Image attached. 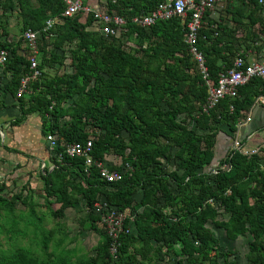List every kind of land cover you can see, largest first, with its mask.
<instances>
[{
	"label": "trees",
	"instance_id": "obj_1",
	"mask_svg": "<svg viewBox=\"0 0 264 264\" xmlns=\"http://www.w3.org/2000/svg\"><path fill=\"white\" fill-rule=\"evenodd\" d=\"M161 1L105 0L106 11L124 19L121 32L125 30L126 35L136 37V45L142 51V56L137 57L132 54L133 49H124L121 33L104 38L97 30L88 31L93 23L91 16L83 22L80 15L61 18L62 0H36V7L28 0H18L21 31L30 29L40 34L41 46L36 44L34 55L40 75L30 80L27 92L17 98L21 79L31 73L32 52L29 57L26 51L18 55L15 47L0 41V47L10 53L3 67L10 80L1 94L8 92L19 101L21 116L15 123L27 114L36 113L41 120L42 136L55 137L54 152L61 155L62 162H56L53 157L56 167L50 173L45 171L40 178L47 204L54 198L59 207L52 212L56 219L54 226L47 230L42 226L47 216L37 215V204L25 189L15 193L0 185V234L4 232L3 226H7L10 241L7 249L0 248V264H73L75 249L62 247L69 234L64 232L60 220L67 209L79 202L77 198L83 200L87 212L83 230L100 236L102 241L93 249L92 256H83L74 264H147L158 251L169 254L175 247H179V256L187 264L204 261L236 264L229 260L232 253L220 252L217 239L205 228L208 221L223 228L231 239L249 235L252 241L247 264H264V169H259V155L264 152L248 157L232 150L222 160L226 167L221 168L220 161L214 168L215 176L210 170L202 172L214 158L213 140L220 132L219 125L229 124L234 130L233 123L242 117L241 111L249 110L254 98L263 93V83L254 78L238 90L235 99H225L207 114L203 113L207 85L183 43L184 21L179 18L159 21L148 30L132 21L140 14L151 13ZM237 1L249 24L240 22L242 12L235 9L231 12V21L238 25L234 33L239 31L243 36L258 23L259 30L250 33L255 39L264 37V24L259 17L263 8L259 1L264 0ZM8 7H13L12 0H0V9ZM208 13L202 18L206 24L198 32L197 45L205 59L207 81L215 85L219 74L230 68L236 57L243 56L239 46L241 36L231 38L227 26L207 19ZM53 18L61 22L44 32L46 22ZM56 39L74 44L70 50L71 72L48 78L45 69L62 61L61 56L47 50ZM181 115L193 121L194 129L202 137L177 122ZM88 128H96L97 132L92 129L88 132ZM123 132L127 140L122 137ZM263 140L264 136L256 145ZM87 141H92V159L100 162L112 154L122 160L127 170L121 181L101 182L94 165L86 167L83 158L71 159L65 154L67 145ZM239 144L241 149H248ZM162 160L166 163L176 160V167L182 173L164 172ZM114 170H118L116 165ZM71 172L79 182L69 178ZM170 181L176 188L174 192L167 189ZM138 191L141 198L136 201L134 196ZM100 197L123 210L127 226L135 229L119 240L114 257L109 251L111 241L92 211ZM211 199L219 201L218 205L208 204ZM16 204L24 206L27 213L21 212L16 218ZM134 215L133 222H129ZM219 215L228 218L219 221ZM30 234L34 238L30 244L35 249L15 246L17 238H28ZM37 251H41L40 256L36 255Z\"/></svg>",
	"mask_w": 264,
	"mask_h": 264
},
{
	"label": "crops",
	"instance_id": "obj_2",
	"mask_svg": "<svg viewBox=\"0 0 264 264\" xmlns=\"http://www.w3.org/2000/svg\"><path fill=\"white\" fill-rule=\"evenodd\" d=\"M2 1L3 0H1V2ZM28 1L33 7H36V0ZM96 1L97 0H89L87 2L89 4L93 3L94 5ZM233 1L237 0H225L223 4L215 7L213 11L208 13L207 19L213 23L226 25L228 28L227 30H230L228 33L231 38L233 36H241L238 38L241 40L239 46L243 58L249 61L264 62V42L260 48L253 43L254 36H252V33H249L250 31H254L253 28L246 30L243 36L239 31L238 33H234L237 25L231 21V12L234 11L237 6H234L232 3ZM12 5L13 7H8L5 10L3 8L0 9V24L5 28V33H3V29H0V41L9 43L12 47L17 49L18 55H23L24 51H26V47L29 46L23 41L22 36L19 38L14 37L16 32H20L21 34L20 30L22 27L18 0H12ZM260 15L264 24V4ZM51 20L54 21L55 24L59 23L56 18ZM241 21L248 22L246 18L241 19ZM203 24H206L205 20ZM256 27L257 26H255V28ZM260 38L264 40V37L261 36ZM54 67H57V65ZM46 70L52 69L46 68L44 71L45 73ZM9 80V73H4L3 68L0 69V185L7 187L9 192L19 193L25 189L27 191V196H40V198L43 199V207L47 210L48 206L43 194V185L40 176L43 175L45 171L49 173L53 171V156L48 150L46 138L41 134V120L36 113L27 114L23 117L21 122L15 123V120L21 116L19 101L8 92L4 96L1 94L4 84ZM241 115L242 117L233 123L234 130L230 129L229 124L219 125L220 132L213 140L214 158L209 166L203 168L202 172H207L211 168L217 166V164L223 160L224 156L229 151H232L235 140L238 141V143H243L245 147H248L247 150L258 146L256 144L262 140L264 136V104L258 103L255 99L249 110L241 111ZM259 156V169L261 170L264 169V154H260ZM71 176L73 177L71 179L75 180L76 183L80 181L75 174H71ZM254 186L255 183H252L251 187ZM51 200L53 204L59 205L54 203V198H50L48 202ZM220 216L221 215H219V217ZM224 216L226 217L227 215ZM219 217L218 220L220 221L221 219H219ZM131 228L132 231L135 232L134 226H131ZM205 228L217 239L218 248L221 253H232L229 257L230 261L239 264L237 260L239 253L236 247L245 242L246 237L250 239L247 250L249 253V244L252 241L249 235H238L235 239H231L227 236L223 228L216 226L211 221L206 223ZM247 254L244 255L245 264H247Z\"/></svg>",
	"mask_w": 264,
	"mask_h": 264
},
{
	"label": "built area",
	"instance_id": "obj_3",
	"mask_svg": "<svg viewBox=\"0 0 264 264\" xmlns=\"http://www.w3.org/2000/svg\"><path fill=\"white\" fill-rule=\"evenodd\" d=\"M225 0H162L155 10L147 15L140 14L132 21L148 30L151 26L159 21H168L173 18H179L185 23V32L183 43L187 46L192 60L197 64L201 71L203 79L207 85V98L205 104L202 106V112L207 114L210 110L217 107L221 101L225 99H235L238 96V90L247 85L254 78L260 79L263 83V93L258 95L255 99L258 103L264 104V62L249 61L243 57H236L233 60L232 66L227 70L221 72L218 76L215 85L207 81V68L205 67V59L198 48V32L203 25L202 18L206 12H211L215 7L223 4ZM64 9L61 12V18H73L80 16H91L93 18L92 27L97 30L104 38L117 37L122 27L125 25L124 19L117 14H109L107 11H102L97 4L84 3L83 0H62ZM264 4V2L259 1ZM58 22H61L56 18ZM54 21L48 20L43 29L47 32L54 26ZM39 32L30 29L22 33V39L31 49L32 56L29 58L30 74L24 76L20 81V86L16 97L19 98L24 95L29 86L30 80L39 77L40 73L37 70L38 62L35 60L36 44L39 40ZM203 39H205L203 37ZM10 53L0 47V69H2L8 59ZM232 110V107H230ZM46 142L48 150L51 155L56 158V162L61 163V155L55 154L56 139L54 136H47ZM92 141H87L85 144H69L65 148V154L73 158H83L86 167L94 165L98 170L99 180L104 183L119 182L123 179L125 171L114 170L113 167L105 162H98L91 158ZM232 150L238 151L243 156L257 155L264 152V140L262 143L252 150H244L240 148L238 141H234ZM219 164V163H218ZM53 167L56 165L54 163ZM221 168H225L224 162L220 163ZM212 176L217 174V170H211ZM219 201L209 200L208 204L217 206ZM93 215L98 218L99 227L107 234L110 239V255L115 256L119 240L132 233L131 226H127L126 214L123 210H119L116 206L106 202L104 197L98 198L93 205ZM135 215L129 219L133 222Z\"/></svg>",
	"mask_w": 264,
	"mask_h": 264
},
{
	"label": "rangeland",
	"instance_id": "obj_4",
	"mask_svg": "<svg viewBox=\"0 0 264 264\" xmlns=\"http://www.w3.org/2000/svg\"><path fill=\"white\" fill-rule=\"evenodd\" d=\"M87 1H89V0H87ZM232 3L234 4V6L235 5L237 6V7H235V9H236L235 11L240 12V13L242 12L241 13V19L246 18L248 20L246 13L242 11L243 7H241V5L238 4L239 2L233 1ZM96 4L99 6V8L102 11H106V8H104V6H103L105 4V0H97ZM254 15H258V13H255ZM259 17L262 19L261 15ZM84 18H85L84 16H80V21L82 20V22H83ZM241 19H240V22H242ZM254 19L256 21L257 16L254 17ZM242 24L248 25L249 23L248 22H242ZM256 26L257 27L256 28L254 27L253 29L258 31L259 30L258 23L256 24ZM237 27H238V25H237ZM87 30L88 31L89 30L95 31V29L92 26L87 28ZM22 33H23L22 31H21V34H20V32L19 33L16 32L14 37L19 38L22 36ZM120 33H121L120 41H121L122 45L124 46V49L128 50L129 48H131V49H133L132 54L134 56L141 57L142 51L136 45L137 44L136 43L137 42L136 37L126 35L125 30H123ZM253 39H254L253 43H255L258 47L261 46L262 43L264 42V40H261L259 38L255 39L253 37ZM38 42H39V40H38ZM48 42H49L48 45H50V41H48ZM51 44L52 45H50V47H48L47 50L52 51L57 56H61L62 61L60 62L59 65H57V67L51 68L52 70H46L45 74L48 76V78H52L53 76H61L62 74L70 73L71 72L70 50L74 49V44L65 43V42L58 40V39L53 41ZM37 45L40 47L41 43L39 42V44L37 43ZM256 45H254V46H256ZM30 51H31L30 48L26 47L25 53L27 54L28 57L31 55ZM109 104L111 105V101H109ZM161 108L163 110H165L166 106L161 105ZM68 118H66V119H68ZM177 122L184 124L188 129L195 130V131L197 130L196 128L194 129V127H193V123H192L193 121L190 120V118L186 115H181L178 118ZM91 129H92V131L97 132L96 128H88L87 131L90 132ZM196 134L198 136L202 137L200 135V132L197 133V131H196ZM122 137L124 138V140H127V134L125 132L122 133ZM159 141L161 142V144H164V142H165L163 139H159ZM197 143H198L197 146L202 147L201 143H199V142H197ZM175 150H176L175 148L171 149L172 152H175ZM102 162L107 163L108 165H110L113 168H114V165H116L119 171H125L126 170L125 164L122 162V160L119 157L113 156L112 154L107 155L106 159L104 158L102 160ZM215 167H213L211 169L209 168L210 171L213 170ZM161 168L166 173H170L171 171L177 172V174L182 173L176 167V160L168 161L167 163L165 161H161ZM71 174H74V173L71 172ZM210 174L212 175V172H210ZM69 178H73V177L70 176ZM167 189L170 192H174L176 190V188H174V185L171 181L168 182V188ZM36 196L37 195L32 197L35 204H37L36 213H37V215L45 214L47 216L45 218V222L42 223V226L45 229L49 230L50 228H52L54 226V223L56 222V219L52 216L53 215L52 212L55 211L59 207V205L53 204L52 203L53 201L51 200L50 202H48V204H47L48 207L46 210L42 204L43 199L40 198V196H38V197H36ZM134 198L136 201L140 200L141 191H138L135 194ZM77 199L79 202L75 205V207L71 208V209H67L65 212V217L63 219H61L62 221L60 220V223L64 224L63 225L65 228L64 232H67L69 234L67 236V239L64 241L62 247H65L68 250L75 249V255L72 259L73 264L76 262L77 259H79L83 256H86V257L92 256L93 249L96 247V245H98L99 242L102 241V238L100 236L95 235L94 233H92L88 230H86V231L83 230L82 225L84 222H87V218H86L87 212H86V207H85L82 199L81 198L80 199L77 198ZM24 211H25L24 206H22L20 204H16V211H15L14 215L17 218L20 215V213L24 212ZM25 213H27V212H24L21 214H25ZM49 215H50V217H49ZM219 219L225 220V219H227V216L225 217L224 215H221L219 217ZM2 224H3V222H2ZM19 228H21V225L19 226ZM3 229H4V232L0 234V248L2 250H5L8 248V242H10V241L8 240V237L6 235L7 226H3ZM28 232L31 233V230L29 229ZM39 236L40 235H38L37 239L39 238ZM245 239H246L245 242H243L242 244H240L236 247L238 250V253H239L237 256V260H238L239 264H245L244 255L248 253L247 250H248V243H249L250 239L248 237H246ZM32 240H34V238L31 234L28 236V238H22V239L17 238L15 241V246L31 247L32 249H35L34 244H30ZM228 248H229V246H228ZM51 249H53L52 245H50V250ZM209 253L211 254V256L214 257L213 251H210ZM36 255L40 256L41 251H37ZM242 257H243V259H242ZM221 262H222V260L220 259V263ZM202 263L206 264L207 262L204 261ZM147 264H187V261L185 258L179 256V247H175L174 250L169 254H163V252L158 251L156 256L155 255L151 256V261Z\"/></svg>",
	"mask_w": 264,
	"mask_h": 264
}]
</instances>
